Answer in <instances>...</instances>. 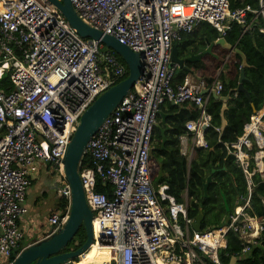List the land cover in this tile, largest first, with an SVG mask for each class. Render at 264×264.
<instances>
[{
  "label": "built area",
  "instance_id": "obj_1",
  "mask_svg": "<svg viewBox=\"0 0 264 264\" xmlns=\"http://www.w3.org/2000/svg\"><path fill=\"white\" fill-rule=\"evenodd\" d=\"M69 2L83 25L113 38L143 65L141 77L84 151L90 167L82 169L79 178L93 215L92 245L107 248V264H219L227 235L232 234L240 245L238 257L247 256L264 242V220L248 213L252 177L264 175V110L226 146L244 176L246 197L218 229L193 232L186 193L178 204L165 194L166 187L152 190L150 152L164 104L189 103L199 111L178 138L187 165L197 150L207 148L209 96L200 95L202 82L172 86L173 45L200 23L212 27L219 38L233 23L242 34L248 32L252 22H247V14L264 19L262 0L259 11L246 7L233 12L227 0ZM126 75L114 53L100 42L81 39L47 0H0V264H13L20 251L17 223L26 213L24 197L41 166L56 172V195L67 203L64 213L50 214L45 239L64 226L70 208L63 170L67 147L84 112ZM210 89L216 96L222 92L217 80ZM97 185L109 187V195L98 193Z\"/></svg>",
  "mask_w": 264,
  "mask_h": 264
},
{
  "label": "trees",
  "instance_id": "obj_2",
  "mask_svg": "<svg viewBox=\"0 0 264 264\" xmlns=\"http://www.w3.org/2000/svg\"><path fill=\"white\" fill-rule=\"evenodd\" d=\"M227 1L232 12L246 7L252 11H259L260 9L259 0ZM262 4L264 5V0H262ZM247 22H252L248 32L242 34L240 26L233 23L230 31L223 38L227 45L234 47L242 54L247 65L244 69V81L241 83L246 95L231 94V100L228 102L224 114L227 125L223 132L221 134L219 132L222 104L209 97L205 104V112L210 117V127L204 134L207 148L197 150L187 165V160L179 154L178 138L185 134V124L198 118L197 107L189 103L180 106L167 104L170 116L164 120L157 116L158 124L154 128L151 159L157 171L159 168L162 171V178L158 182V187H166L165 194L173 198L178 204L183 203V197L186 193L187 217L194 220L199 211L202 213V233L223 226L227 216L236 212L240 206V200L246 197L244 176L241 170L234 165L233 158L227 155L226 146L235 143L242 134L243 120L248 122L253 115L251 105L258 112L264 103V19L261 16L247 14ZM189 38L192 40L191 42H188ZM217 39L219 37L212 27L200 23L193 28L191 34L182 36L181 40L175 43L173 47L178 46L181 53L185 46L199 41V47L193 46L191 55L201 54L205 42L213 43ZM226 55L227 52L221 51L217 54V58L206 55L198 62L186 64L191 75L196 76L203 83V89L209 90L213 81L217 80L222 86L221 97L237 88L241 70L240 56L232 55L225 63L226 72L220 73L217 79L216 74ZM187 74L188 72L183 69L175 70L172 86H181ZM126 77L127 75L124 79ZM165 125L169 130L165 133L166 142L164 149L161 150V130ZM89 167L88 158L84 156L80 162L79 172ZM211 171H214V174L205 195L202 185L206 178L211 175ZM155 177L156 171L153 173L152 179ZM96 189L98 193L109 195L110 188L107 186L97 185ZM221 194L227 202L228 212L223 206ZM66 206L67 203L59 199L56 211L64 213ZM248 213L259 221L264 220V175L262 178L258 174L252 177ZM85 240V231L81 227L61 253L77 250L84 244ZM226 241V249L219 254V264H229L232 258H237L236 264H264V242L254 247L247 256L238 257L240 245L235 236L228 234ZM72 264L80 263L74 261Z\"/></svg>",
  "mask_w": 264,
  "mask_h": 264
},
{
  "label": "water",
  "instance_id": "obj_3",
  "mask_svg": "<svg viewBox=\"0 0 264 264\" xmlns=\"http://www.w3.org/2000/svg\"><path fill=\"white\" fill-rule=\"evenodd\" d=\"M47 1L56 7L66 22L76 31V34L81 39H90L100 42L107 50L114 53L125 65L127 77L98 97L84 112L79 119V124L67 147L63 161V170L70 190V208L68 218L64 226L45 240L19 251L13 264H72L74 261H78L79 258L90 249L93 244V215L85 202L84 193L81 187V181L79 178L80 162L83 159L84 151L91 138L99 129L103 121L116 109L121 100L132 89L134 83L141 77L143 72V65L137 54L131 52L128 48L119 44L113 38L103 36L100 32L83 25L75 15L69 0H61L60 2L56 0ZM214 46H220L228 53V55H239L241 58V70L239 74L238 86L235 90L228 92V94L224 97L216 96L212 89H209L210 92L206 89H202L200 92V95L202 96L210 93L212 99L219 101L222 104L220 111L221 126L219 129L221 134L227 125L224 114L227 110V104L231 100V94L238 93L246 95V92L241 85L244 81V69L247 67L242 54L234 47L227 45L223 38H219L214 43H206V48L201 52V54L197 56L193 55L184 59L178 58L177 47L174 46L171 51V64L176 69H183L188 72V74H191L186 67V64L198 62L203 56L211 55V50ZM197 81L199 80L197 79ZM251 109L252 113L256 114L252 105ZM158 115L161 116L160 113H158ZM246 123L247 122L243 120V125ZM165 131H167V129L161 130V150L164 149V144L166 142L164 136ZM150 156H152V151L150 152ZM213 174L214 171H211V175L206 178L202 185L205 195L209 184L212 182ZM161 178L162 171L159 168L156 173V177L152 182V190L154 192L157 191L158 182ZM221 198L225 211L228 212L227 202L222 194ZM202 220L203 216L199 211L194 219V223L191 226L193 232L198 233L201 231ZM81 227H83L86 236L84 244L75 251L61 253V251L64 250L73 240ZM236 262V259H231L229 264H236Z\"/></svg>",
  "mask_w": 264,
  "mask_h": 264
},
{
  "label": "crops",
  "instance_id": "obj_4",
  "mask_svg": "<svg viewBox=\"0 0 264 264\" xmlns=\"http://www.w3.org/2000/svg\"><path fill=\"white\" fill-rule=\"evenodd\" d=\"M191 41L192 40L189 38L188 42H191ZM199 45H200L199 41H195L193 44H189V45L185 46L184 49L181 50V53L178 50V46H176L178 58L184 59V58H188L190 56H193V55H191V52L194 49L193 46L199 47ZM205 48H206V42L204 44V49ZM221 51H225V50L222 49L220 46H214L211 50V52H212L211 56H214L215 58H217L216 57L217 54L220 53ZM197 55H199V54H194V56H197ZM232 55H234V54L228 55V53H227V55L225 56V59L222 62V66L216 74L217 79H218L220 73L226 72L225 63L230 59V57ZM227 56H228V58H227ZM226 58H227V60H226ZM177 69H175V70H177ZM197 79L198 78H196V76H193L191 74H187L184 78V83L187 82L188 84H196V83L200 82V81H197ZM209 92H210V90H209ZM205 96H207V95H205ZM208 96L210 98H212L210 93L208 94ZM171 106H173V105H171ZM168 110H169V108H168L167 104H164L163 106H161L159 109V113L161 114L162 117L160 115H158V117L162 118L163 120L167 119L170 116V114H168ZM263 110H264V105L262 106V109L260 111L256 112V114H260L261 112H263ZM256 114H253V115H256ZM189 122H191V121H189ZM165 129H167V131H165V133H167L169 128L166 125L164 126L163 130H165ZM164 136H165V134H164ZM187 143H188V148H189L191 146V138L190 137L188 138ZM156 173H157V169H156ZM48 174H49L48 168L41 166L39 169V172H37V174L35 176L34 181L32 182L31 186L26 191V195L24 197V202H23V207L26 209V213L18 220V223H17L18 229L22 233V239L18 243V249L20 251L31 246V245H34L40 241L45 240V234L49 231L47 221L44 222V226L47 225V227H48L47 230L41 231L37 228V219H38L37 214L38 213H37V208H36L40 199L46 197V195H47V191H44V189H43L46 182H45V179L42 178V176H46ZM262 177L263 176H260V178H262ZM53 191H55V190L53 189ZM55 194H56V192H55ZM27 199H28V201H27ZM55 199L58 202L59 198L57 195H56ZM56 208H57V204L53 207V209L50 210V212L48 213L49 214L48 217L50 216L51 213L56 211Z\"/></svg>",
  "mask_w": 264,
  "mask_h": 264
},
{
  "label": "rangeland",
  "instance_id": "obj_5",
  "mask_svg": "<svg viewBox=\"0 0 264 264\" xmlns=\"http://www.w3.org/2000/svg\"><path fill=\"white\" fill-rule=\"evenodd\" d=\"M154 171H156L155 167H154ZM48 172H49L48 175L42 176V178H44L46 182L43 189L44 191H47V195L46 197L40 199L39 203L36 206L38 213L37 228L41 231L47 230L48 227L47 225L44 226V222H46L47 219L49 218L48 213L50 212V210L53 209V207L57 204V201L55 199L56 198L55 192L56 189L59 187V180L56 172H53V170L49 167H48ZM53 189L55 191H53Z\"/></svg>",
  "mask_w": 264,
  "mask_h": 264
},
{
  "label": "bare ground",
  "instance_id": "obj_6",
  "mask_svg": "<svg viewBox=\"0 0 264 264\" xmlns=\"http://www.w3.org/2000/svg\"><path fill=\"white\" fill-rule=\"evenodd\" d=\"M185 14L189 13V9L184 11ZM80 264H107L108 252L105 246L94 244L90 249L80 258Z\"/></svg>",
  "mask_w": 264,
  "mask_h": 264
},
{
  "label": "flooded vegetation",
  "instance_id": "obj_7",
  "mask_svg": "<svg viewBox=\"0 0 264 264\" xmlns=\"http://www.w3.org/2000/svg\"><path fill=\"white\" fill-rule=\"evenodd\" d=\"M153 165H154V163H153ZM154 168V167H153Z\"/></svg>",
  "mask_w": 264,
  "mask_h": 264
}]
</instances>
